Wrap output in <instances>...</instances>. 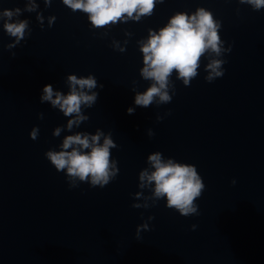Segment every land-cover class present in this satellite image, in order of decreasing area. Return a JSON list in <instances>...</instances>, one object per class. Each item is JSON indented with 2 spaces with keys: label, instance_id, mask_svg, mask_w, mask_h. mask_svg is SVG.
<instances>
[{
  "label": "water",
  "instance_id": "water-1",
  "mask_svg": "<svg viewBox=\"0 0 264 264\" xmlns=\"http://www.w3.org/2000/svg\"><path fill=\"white\" fill-rule=\"evenodd\" d=\"M27 3L0 0V10L20 6V18L28 17L32 28L26 43L8 50L14 37L0 20V264H264V9L240 0H163L139 21L98 29L62 0L50 7L36 0L34 11ZM199 7L210 9L223 22L222 37L234 42L232 52L223 53L225 75L205 79L211 72L206 65L222 58L209 51L190 86L173 73L177 92L170 103L129 114L133 81L139 91L151 83L139 71L140 41L175 12ZM52 14L57 20L47 27ZM71 72L95 73L104 84L81 126L111 130L120 146L112 150L120 173L104 188L84 182L69 188L45 156L67 134L52 135L67 117L40 102L41 89L53 83L66 91ZM35 125L40 134L34 140ZM149 128L155 136L149 137ZM156 150L198 166L207 185L197 201L199 215L182 216L163 200L132 207L139 172ZM153 214L154 227L138 239L137 225Z\"/></svg>",
  "mask_w": 264,
  "mask_h": 264
},
{
  "label": "clouds",
  "instance_id": "clouds-1",
  "mask_svg": "<svg viewBox=\"0 0 264 264\" xmlns=\"http://www.w3.org/2000/svg\"><path fill=\"white\" fill-rule=\"evenodd\" d=\"M53 0H45L47 7ZM73 12L79 10L87 14L90 25L95 28L128 21L129 18L139 21L145 15H152L158 3L163 0H62ZM241 3L251 4L256 10L264 9V0H240ZM28 11L39 8L36 0H29L24 6ZM23 9L4 8L0 10V20L3 29L13 40L5 47L14 50L32 34L28 17L20 18ZM44 13H37L39 26L45 28ZM57 16L52 14L48 18L47 27L54 26ZM223 22L214 18L210 9L199 7L194 12L177 11L170 16L167 22L159 29H149V35L140 41L143 53V64L139 69L143 78L151 80L150 85L143 91L137 90L133 81V104L127 108L129 114L136 112L137 107L149 108L154 103H170L177 92L173 73L180 78L185 86H190L192 80L199 75L202 57L212 51L217 57L206 65L211 72L205 77L208 82L223 77L227 71L226 55L231 53L234 42L228 43L221 34ZM119 52L126 51L118 47ZM13 56L16 55L12 51ZM67 90L57 88L53 83H46L40 94L41 103H50L51 107L59 110L65 117V123L57 125L52 132L60 137L62 131L67 134L58 145H54L45 152L46 158L57 171L63 172L69 188H76L84 182L91 187L104 188L117 178L120 173L118 158L113 156L112 150L120 147L114 139L111 130L96 128L94 132L81 130L84 122L90 119L85 109L93 107L99 99L100 89L104 84L98 80L95 73L81 75L75 72L68 73L65 78ZM171 86V90H170ZM169 110L164 115L157 113L156 119L163 120L170 115ZM41 119L44 112H40ZM149 137L155 136L152 128L148 130ZM40 134L39 125L33 126L30 137L37 139ZM140 191L133 193L135 197L132 207L151 208L165 201L168 208L174 209L182 216L200 214V205L197 202L202 197L207 185L204 177L195 163L178 160L174 156H166L163 151L156 150L147 156V166L139 172ZM234 177L232 184H236ZM151 190L150 193L144 191ZM143 217V213H141ZM155 215H149L143 223L138 224L136 236L142 238V232L151 230L154 225L149 221ZM198 227L193 223L191 229Z\"/></svg>",
  "mask_w": 264,
  "mask_h": 264
}]
</instances>
